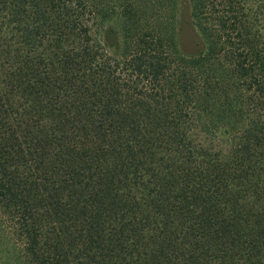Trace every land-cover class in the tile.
Here are the masks:
<instances>
[{
    "label": "trees",
    "instance_id": "trees-1",
    "mask_svg": "<svg viewBox=\"0 0 264 264\" xmlns=\"http://www.w3.org/2000/svg\"><path fill=\"white\" fill-rule=\"evenodd\" d=\"M0 210L25 264H264V0H0Z\"/></svg>",
    "mask_w": 264,
    "mask_h": 264
},
{
    "label": "rangeland",
    "instance_id": "rangeland-1",
    "mask_svg": "<svg viewBox=\"0 0 264 264\" xmlns=\"http://www.w3.org/2000/svg\"><path fill=\"white\" fill-rule=\"evenodd\" d=\"M23 249L10 219L0 210V264H25Z\"/></svg>",
    "mask_w": 264,
    "mask_h": 264
}]
</instances>
